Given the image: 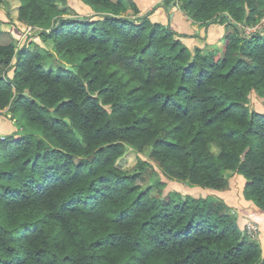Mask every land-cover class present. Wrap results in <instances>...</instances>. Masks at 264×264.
I'll list each match as a JSON object with an SVG mask.
<instances>
[{"label": "trees", "instance_id": "trees-1", "mask_svg": "<svg viewBox=\"0 0 264 264\" xmlns=\"http://www.w3.org/2000/svg\"><path fill=\"white\" fill-rule=\"evenodd\" d=\"M18 1L17 21L52 45L0 29V111L20 107L36 131L0 136V264H264L222 198L155 196L165 182L146 185L147 161L117 165L130 148L190 186L225 191L241 175L264 211V113L249 97L264 99V28L245 32L264 0H176L192 22L224 25L218 46L135 0H81L89 16Z\"/></svg>", "mask_w": 264, "mask_h": 264}, {"label": "rangeland", "instance_id": "rangeland-1", "mask_svg": "<svg viewBox=\"0 0 264 264\" xmlns=\"http://www.w3.org/2000/svg\"><path fill=\"white\" fill-rule=\"evenodd\" d=\"M153 1L154 0H152L151 2H153ZM18 2H19L18 0H9L10 5H1L0 6V29L12 31V25L13 24L11 22H14L18 27H20L18 25V23H20V22H18L16 19V11H17ZM160 4H161L160 2L159 3H156V2L153 3V6L151 8L154 9V13L156 12V9L158 7H162ZM151 8L150 9H144L142 13H145L146 11L151 10ZM163 8L165 9L164 6H163ZM63 9L67 13V14H65V16H74V15L89 16V15L93 14V11L91 10V8L88 5L84 4L81 0H67V6L64 7ZM158 13H160V11ZM158 13H155V17H159ZM151 15L154 16L153 13ZM16 21H17V23H16ZM189 25H191V24H189ZM194 28H196V29L198 28L200 30L202 28H204V30H205V27L201 28V27L197 26V24H194ZM20 31H22L21 28H20ZM20 38H21V43H26V42L37 43L38 45H40L42 47H46L47 49H51L52 44L50 42L44 43L40 39V37H38L37 33H31L30 35H28L26 37H25V35H22L19 37V39ZM221 42H222V40L220 39L218 44L220 45ZM213 46H218V45L215 43ZM249 97H250L251 109H254L255 111L264 113V99L262 97L257 96L254 92ZM0 119L4 122L3 125L7 126V124H8V129L12 130V131H4L6 134L7 133H13V132L14 133L17 132L16 134H18V133L21 134L24 132L23 129H25L26 131L36 132L34 129H32L31 127L26 125L25 119L21 113L20 107L16 111L15 118H13L11 113L9 111H7L6 108L1 110L0 111ZM6 126H3V128L5 129ZM20 126L25 127V128H22ZM5 133L1 136L6 135ZM138 159H141V160L148 162L146 165V168H145V170H147V174H143L144 179H146V185H149V184H150V186L153 185L152 183H154L153 181L156 177L162 179V181L165 182L164 188H162L159 191L157 190L156 187L151 186V187H153L152 194L155 196L156 195L165 196L170 191H177L181 194H188V195H192L195 197H205L208 195H212L215 197L222 198L220 196V194H219L220 192H218V190H213V189H209V188H202L199 186H190V185H187V184L182 183V182H177L175 180H169V179L165 178L163 176V174L161 173V171L150 160L148 150H145L143 152L138 153V152L134 151L133 149L129 148L117 160V165L120 169H122L128 173H131L135 170L136 163H137ZM239 177L236 174H234L233 176L230 177V185H229L228 190H231L230 192L232 194V197H234L235 199H236V197H238V198L242 197L243 198L242 190H243V186L245 183V179L241 175H239ZM243 207L245 208L244 210L247 209L246 206H243ZM256 240L259 241V234L256 237ZM259 243H260V241H259Z\"/></svg>", "mask_w": 264, "mask_h": 264}, {"label": "crops", "instance_id": "crops-1", "mask_svg": "<svg viewBox=\"0 0 264 264\" xmlns=\"http://www.w3.org/2000/svg\"><path fill=\"white\" fill-rule=\"evenodd\" d=\"M135 1L140 7L142 12L144 9H150L153 6V3L160 2L161 3L160 5L162 7H158L155 12V13H158L160 11V13H158L159 17H155V13L153 12L154 16L150 15L151 19L157 20V21L160 20V22L165 23L166 25L171 27L173 30H176L179 33L188 35L189 37L187 38V41H189L191 44H194L195 42V35L203 36L206 42L209 44H214V43L218 44L223 35V32H224L223 24L211 23L206 26H200L198 23L192 22L187 16H185L180 11L178 6L172 7L169 11H167L166 7L168 4H165L164 0H154L153 2H151L152 0L150 1L149 0H135ZM163 6L165 7V9L163 8ZM194 24H197V26L201 28L205 27V30L204 28H202L201 30L198 28L197 29L194 28ZM3 124L4 122L0 119V136L5 133L4 131H12L8 129V124L7 126ZM3 126H6V128L4 129ZM230 191L231 190L218 191V192H220L219 194L223 198L225 203L228 204L233 210H236L237 216H238V223L241 228H242L241 225L245 221L246 222L252 221L258 225L259 232H260L259 233L260 247L264 253V211L257 208L251 201L244 200L242 197L241 198L236 197L235 199L234 197H232V194ZM243 206H246L247 209L244 210L245 208Z\"/></svg>", "mask_w": 264, "mask_h": 264}, {"label": "built area", "instance_id": "built-area-1", "mask_svg": "<svg viewBox=\"0 0 264 264\" xmlns=\"http://www.w3.org/2000/svg\"><path fill=\"white\" fill-rule=\"evenodd\" d=\"M18 25L20 26L19 28H21V30H22L21 36L22 35L27 36V35L31 34L33 31H35L36 29L37 30L39 29L38 27H34L31 25H26V24L18 23ZM263 28H264V17L261 18L260 22L256 26L245 27V32H246V34H250L253 31H255L256 29H263ZM244 229L246 231V234L251 238H256L259 234V227L255 222H252V221L247 222L245 224Z\"/></svg>", "mask_w": 264, "mask_h": 264}, {"label": "water", "instance_id": "water-1", "mask_svg": "<svg viewBox=\"0 0 264 264\" xmlns=\"http://www.w3.org/2000/svg\"><path fill=\"white\" fill-rule=\"evenodd\" d=\"M177 6V1L176 0H171L170 2H169V4L167 5V7H166V10L167 11H169L172 7H176ZM170 14V13H169ZM67 69H71V67L69 66V65H66V64H64V63H62ZM208 192V191H207ZM183 195H186V194H183ZM246 222V221H245ZM243 223L241 226H244L246 223Z\"/></svg>", "mask_w": 264, "mask_h": 264}]
</instances>
